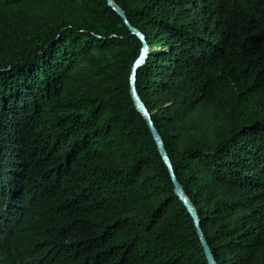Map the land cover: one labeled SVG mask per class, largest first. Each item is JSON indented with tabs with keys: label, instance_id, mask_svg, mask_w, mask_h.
I'll return each mask as SVG.
<instances>
[{
	"label": "trees",
	"instance_id": "1",
	"mask_svg": "<svg viewBox=\"0 0 264 264\" xmlns=\"http://www.w3.org/2000/svg\"><path fill=\"white\" fill-rule=\"evenodd\" d=\"M113 2L214 260L264 264V0ZM141 48L106 0H0V264H208Z\"/></svg>",
	"mask_w": 264,
	"mask_h": 264
},
{
	"label": "water",
	"instance_id": "2",
	"mask_svg": "<svg viewBox=\"0 0 264 264\" xmlns=\"http://www.w3.org/2000/svg\"><path fill=\"white\" fill-rule=\"evenodd\" d=\"M106 1H107L108 5L112 8V10L115 13H117V15L123 20V23L128 28L129 32L133 36H136L142 42V48L140 50V54H139L138 58L136 59V61L134 62V65H133L132 71H131V76H130L131 98H132L133 104H134L136 110L139 113H141V115L146 120V123H147L149 131L151 133L152 139L157 146L158 152H159L162 160L164 161V163L167 166V169H168V172L170 175V179H171V182H172L173 187H174V191L194 221L196 233L199 237L201 247L203 249L207 263L208 264H217L216 261L214 260V257L211 253V250H210L208 244L206 243V241L203 237L202 231L199 227V219H198L197 213H196L194 207L192 206V204L187 199L184 192L182 191L180 184L178 183V181H177V179L173 173L172 166H171L170 160L167 156V153H166L164 144L162 142V139H161L158 131L156 130V128L154 127V125L151 121V117H150L148 110L146 109L144 103L141 101L138 93L136 92V88H135L136 73H137V70L144 63L145 59L147 58V53H148V47L146 44V39L138 30H136L135 28H133L130 25V23L127 21L124 13L114 4L113 0H106Z\"/></svg>",
	"mask_w": 264,
	"mask_h": 264
}]
</instances>
